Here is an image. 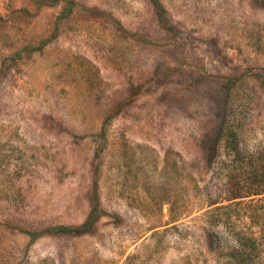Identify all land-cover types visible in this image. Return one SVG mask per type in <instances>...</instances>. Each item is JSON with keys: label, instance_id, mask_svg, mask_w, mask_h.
<instances>
[{"label": "rangeland", "instance_id": "374dc122", "mask_svg": "<svg viewBox=\"0 0 264 264\" xmlns=\"http://www.w3.org/2000/svg\"><path fill=\"white\" fill-rule=\"evenodd\" d=\"M156 1L0 0V264H264V0Z\"/></svg>", "mask_w": 264, "mask_h": 264}, {"label": "trees", "instance_id": "16d2710c", "mask_svg": "<svg viewBox=\"0 0 264 264\" xmlns=\"http://www.w3.org/2000/svg\"><path fill=\"white\" fill-rule=\"evenodd\" d=\"M153 4L155 5V7L159 10L160 9V6L158 4V2L156 0H152ZM222 128V127H221ZM224 130V129H223ZM225 137L224 135H222V132L219 131V138H223ZM226 141H229V140H226ZM218 142H219V139H218ZM253 194L254 195H261V194H264V188H262L261 190H254L253 191ZM232 199H237V198H240L241 197V192L240 190H237V191H234V193L232 194ZM96 202H98V198L97 196L94 198ZM98 204V203H97ZM96 205L93 204L88 216H87V219L86 221L84 222L83 225L79 226V227H75V228H69V227H57V228H53L51 229L50 231L53 232V233H56V232H60V233H70V232H73L75 231L76 233H86L87 231L90 230V227L96 222V220L98 219L99 215L98 213L96 212Z\"/></svg>", "mask_w": 264, "mask_h": 264}]
</instances>
